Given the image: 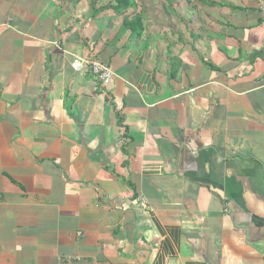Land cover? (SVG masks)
Segmentation results:
<instances>
[{"label": "crops", "instance_id": "obj_1", "mask_svg": "<svg viewBox=\"0 0 264 264\" xmlns=\"http://www.w3.org/2000/svg\"><path fill=\"white\" fill-rule=\"evenodd\" d=\"M109 1L0 0V264H264V0Z\"/></svg>", "mask_w": 264, "mask_h": 264}, {"label": "built area", "instance_id": "obj_2", "mask_svg": "<svg viewBox=\"0 0 264 264\" xmlns=\"http://www.w3.org/2000/svg\"><path fill=\"white\" fill-rule=\"evenodd\" d=\"M72 68L77 71L86 67L89 71V76L93 79L96 85L102 91H106L113 77V72L107 65L97 59H81L74 58L71 63ZM1 205V199H0Z\"/></svg>", "mask_w": 264, "mask_h": 264}, {"label": "trees", "instance_id": "obj_3", "mask_svg": "<svg viewBox=\"0 0 264 264\" xmlns=\"http://www.w3.org/2000/svg\"><path fill=\"white\" fill-rule=\"evenodd\" d=\"M109 6L115 13L118 14L130 9L132 7V0H110ZM124 26L128 28L133 34L138 33L142 29L140 17L132 16L131 21L125 22Z\"/></svg>", "mask_w": 264, "mask_h": 264}, {"label": "rangeland", "instance_id": "obj_4", "mask_svg": "<svg viewBox=\"0 0 264 264\" xmlns=\"http://www.w3.org/2000/svg\"><path fill=\"white\" fill-rule=\"evenodd\" d=\"M139 1V4L141 5V2L140 1H142V0H138ZM144 1V2H143ZM142 2H143V4H145V6L148 4V0H143ZM142 6V5H141ZM140 7V6H139ZM143 8V10L145 9V7H142Z\"/></svg>", "mask_w": 264, "mask_h": 264}]
</instances>
